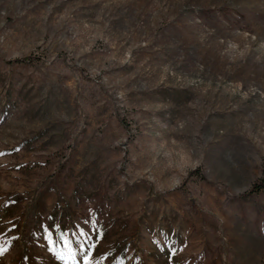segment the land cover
Wrapping results in <instances>:
<instances>
[{
  "label": "rangeland",
  "instance_id": "obj_1",
  "mask_svg": "<svg viewBox=\"0 0 264 264\" xmlns=\"http://www.w3.org/2000/svg\"><path fill=\"white\" fill-rule=\"evenodd\" d=\"M262 183L264 0H0V264H264Z\"/></svg>",
  "mask_w": 264,
  "mask_h": 264
},
{
  "label": "snow or ice",
  "instance_id": "obj_2",
  "mask_svg": "<svg viewBox=\"0 0 264 264\" xmlns=\"http://www.w3.org/2000/svg\"><path fill=\"white\" fill-rule=\"evenodd\" d=\"M81 235H83V236H87V233H81ZM5 251V249H3V248H0V254H3V252ZM85 259L87 260V257H85ZM89 264H91V262H89Z\"/></svg>",
  "mask_w": 264,
  "mask_h": 264
},
{
  "label": "trees",
  "instance_id": "obj_3",
  "mask_svg": "<svg viewBox=\"0 0 264 264\" xmlns=\"http://www.w3.org/2000/svg\"><path fill=\"white\" fill-rule=\"evenodd\" d=\"M258 186H259V187H263V186H264V183H262V184H258Z\"/></svg>",
  "mask_w": 264,
  "mask_h": 264
}]
</instances>
